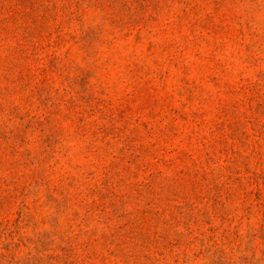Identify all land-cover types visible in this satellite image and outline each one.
Listing matches in <instances>:
<instances>
[{
	"label": "rangeland",
	"instance_id": "obj_1",
	"mask_svg": "<svg viewBox=\"0 0 264 264\" xmlns=\"http://www.w3.org/2000/svg\"><path fill=\"white\" fill-rule=\"evenodd\" d=\"M0 264H264V0H0Z\"/></svg>",
	"mask_w": 264,
	"mask_h": 264
}]
</instances>
